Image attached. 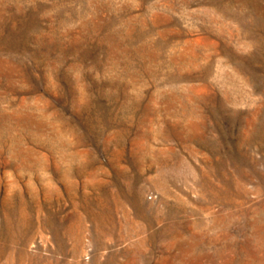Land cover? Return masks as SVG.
Here are the masks:
<instances>
[{"label":"rangeland","instance_id":"374dc122","mask_svg":"<svg viewBox=\"0 0 264 264\" xmlns=\"http://www.w3.org/2000/svg\"><path fill=\"white\" fill-rule=\"evenodd\" d=\"M0 264H264V0H0Z\"/></svg>","mask_w":264,"mask_h":264}]
</instances>
